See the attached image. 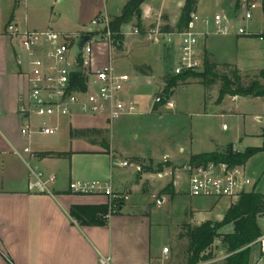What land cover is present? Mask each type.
<instances>
[{
    "label": "crops",
    "instance_id": "0c3cea01",
    "mask_svg": "<svg viewBox=\"0 0 264 264\" xmlns=\"http://www.w3.org/2000/svg\"><path fill=\"white\" fill-rule=\"evenodd\" d=\"M64 1L49 0V3H53L54 8ZM69 1L80 11V20L84 27L102 14V9L106 8L108 2ZM123 1L125 7L129 0ZM257 1L261 8V18L260 22L249 26V34H238L235 28L228 34L210 33L202 43L203 51L219 64V68L231 65L237 67L241 74L259 73L264 69V37L256 36L264 34V12L261 0ZM27 2L28 0H24L22 5L21 0H15V5L9 12L8 7L0 8V264H98L101 256L110 257L114 264H168L171 259L169 253L164 252L165 244L162 245L154 238L151 214L139 206L166 187L171 172L168 168L159 173L147 169L142 171L139 168L142 165L137 159L154 156L131 152L116 142L123 130L131 124L130 116L135 115L110 121L105 116L76 114L54 119L53 122L59 126L55 135L22 134L21 129L25 124L37 126L43 119L33 112H24L25 107L30 104V79L24 58L25 51L9 36L7 25L15 22L23 29H54L61 32H79L86 29L62 30V24L51 18L43 23L30 20L25 7ZM185 3L186 0H162L159 9L153 11L144 1L141 20L134 19L129 24L138 26L140 23L141 30L145 32L158 24L161 15L162 25L168 24L177 28ZM246 4L247 0H198L196 13L202 17L223 13L234 21L236 27V22L245 19ZM124 7L119 14L108 13L104 16H118ZM250 20H253V14ZM149 43L144 34L129 36L128 39L125 36L120 47L123 49L122 56L130 62L131 71L117 70L118 73L132 76L124 97L136 99L140 111L142 109L145 115L152 110L149 102L142 105L139 103L138 99L143 94L141 91L154 85L156 63L162 62L164 66V58L159 49L164 46L152 44L154 51L151 54L147 47ZM169 48L173 50L176 61V48ZM141 65L148 66L150 74L138 70ZM161 80L162 78L157 80V89L158 81ZM193 86L202 87L204 90V99L200 102L203 114H225L227 111L222 109V105L228 98L247 99L264 107L263 97L226 95L221 101L218 96L217 99L206 100L205 93L208 88L199 80H187L174 89L160 111L165 107L175 108L176 104L172 99L177 92ZM209 104L214 106L209 107ZM231 112L240 114L238 111ZM257 116L262 120L261 115ZM223 129H226V125ZM76 130L95 132L90 135H77L73 133ZM105 132L108 139L96 138L99 135L104 136ZM263 133L244 134L238 142L217 144L214 150L207 152L220 150L231 144L242 147L241 144L246 143L244 150L253 146L249 143H254L259 138L262 142L257 146H261ZM193 143L189 148L186 147L190 149L188 159L194 154L203 153L194 152L191 149ZM26 148H30V151L27 152ZM124 162L128 164L124 165ZM32 170H41L46 175L57 177L51 185L52 192L30 189ZM185 176L188 183L187 172ZM175 178V192L183 193L177 187L182 179L181 174L177 173ZM73 180H101L109 183L115 194L122 196L118 209L109 216L106 224L81 225L72 217L71 208L74 205H107L111 202V197L107 195L71 192L69 184ZM187 193L189 194V185ZM236 199L225 206L226 211Z\"/></svg>",
    "mask_w": 264,
    "mask_h": 264
},
{
    "label": "rangeland",
    "instance_id": "374dc122",
    "mask_svg": "<svg viewBox=\"0 0 264 264\" xmlns=\"http://www.w3.org/2000/svg\"><path fill=\"white\" fill-rule=\"evenodd\" d=\"M0 1V8L4 9L8 7V12L15 5V0ZM253 1L256 0H247V3ZM161 2L162 0H145V4L149 5L153 11L159 9ZM23 3L24 0H21L22 5H24ZM52 4L49 3V0H28L25 3V7L29 19L37 21V23H43L50 18L52 20L55 19L62 24V30L87 28L91 24V21H89L84 27V24L80 20L81 13L71 1L65 0L54 8ZM123 4H125L123 0H108L106 8L103 7L102 9L101 15L108 13L111 15L119 14L124 7ZM80 6H83L82 1ZM260 10V6L252 9L253 20H240L235 23L236 27L234 29L236 28L237 30L239 27H244L248 31L249 26L254 24V22H260ZM107 17L111 22L116 16ZM133 27L132 24L123 25L122 31L127 32ZM138 27L141 28L139 25ZM128 38L129 36H126V39ZM152 44L154 43L150 42L147 44L151 54L154 51ZM92 48L93 53L91 58L95 65L102 67L112 63L115 71H131L129 67L130 62L122 56L123 49L120 46L117 49H111L107 41H93ZM159 49L164 58L165 68L161 64L162 62L156 63L154 85L145 91H141L143 94L138 99L141 105L144 102L145 104L149 102L152 111L150 114L145 115L141 109L138 115L130 116L131 119L129 121H131V124L123 130L119 135L120 139H117L116 142L119 146L131 152H140L146 156H154L151 158L139 157L137 159V162L142 165V171L147 169L153 173H159L164 172L165 168H168L171 172L170 180L166 187L157 191L153 197H149L148 201L143 202L139 207L151 214L154 238L169 248L171 260H168L167 263L189 264V240L186 236L188 226L200 225L207 220L213 222L221 221L226 213L225 206L236 198L215 200L209 197H193L187 193L188 183L185 173L187 172V167L190 165L191 158L188 159L190 149L187 148L194 142L191 147L194 152H207L214 150L217 144L226 145L238 142L244 134L263 133L264 107H261L260 103L247 99L235 100L228 98L222 105V109L227 111L225 114H219V112L217 114H203L201 113L200 102L204 99V90H202V87L193 86L187 90H179L177 92L176 96L172 99L176 104L175 108L169 109L165 107L160 111L163 103H155V98L165 90L163 77L173 71L176 61L171 48L164 46L162 49ZM139 69L145 74H150L149 67L146 65L139 66ZM218 70L220 73H230L231 69L220 67ZM257 74L255 72L242 74L244 82L249 83L251 80H255ZM160 78L162 80L158 81L159 88L157 89L155 85ZM187 80L194 82L199 80V78L190 76L186 80L181 81V83L184 84ZM262 83L264 84V79H262ZM220 84L218 81L217 84L206 89V100L217 99V96L219 98L218 90ZM210 106L213 107L214 105L209 104ZM231 111H238L240 114H234ZM257 115H261L262 120H259ZM224 125H226V129H223ZM103 137L108 139L106 132L104 136H96L97 139H104ZM259 139L249 144L253 145V147L260 145L262 141L261 138ZM231 145H233L234 149H241L243 151L246 143L241 144L242 147L236 146L237 144ZM228 147L229 145L219 151L225 152ZM246 172L251 177L253 183H256V191L263 193L264 152H259L249 159L246 164ZM177 173H180L182 178L177 187L179 190L184 191L180 194H177L174 188ZM260 225L264 231V217L261 219ZM231 232H233V225H227L219 230V233L222 234ZM211 250L212 258L200 264H224L227 251L219 238L215 240ZM258 263L264 264V253L261 251L259 244H254L252 246L250 264Z\"/></svg>",
    "mask_w": 264,
    "mask_h": 264
},
{
    "label": "built area",
    "instance_id": "2783aa9c",
    "mask_svg": "<svg viewBox=\"0 0 264 264\" xmlns=\"http://www.w3.org/2000/svg\"><path fill=\"white\" fill-rule=\"evenodd\" d=\"M258 1L247 3L244 18H252V9ZM155 27L143 32L134 26L124 36L144 34L147 40L156 44L176 48L177 59L172 73L202 71L204 51L202 43L210 33L228 34L234 29V21L223 13L202 17L193 13L189 26L183 31H164L162 20ZM9 36L25 51V61L30 79V104L24 112H33L43 119L37 126L25 124L21 132L26 136L55 135L59 126L53 120L76 114L100 115L115 121L126 115H137L140 107L136 99L125 98L126 87L132 80L127 73H118L112 63L99 67L92 62L93 41H107L111 49H117L121 41L119 33L111 28L107 16L99 15L83 31L61 32L54 29L29 30L17 23L7 25ZM238 34H249L244 27ZM91 35L82 49L79 41L82 35ZM96 37V38H95ZM169 98L162 93L155 103H167ZM29 152L30 148H26ZM124 162V165H127ZM141 169V167H139ZM30 189L38 192H52L55 175H46L41 170H32ZM189 194L193 197L214 199L238 198L244 192L253 191L256 183L246 172L244 165L231 166L228 163L210 162L187 167ZM69 190L77 194H103L111 197L114 211L118 209L122 196L114 193L111 185L101 180H73ZM264 253V232L254 242ZM253 244V245H254ZM164 247V252L169 253ZM98 264H114L110 257L101 256Z\"/></svg>",
    "mask_w": 264,
    "mask_h": 264
},
{
    "label": "trees",
    "instance_id": "16d2710c",
    "mask_svg": "<svg viewBox=\"0 0 264 264\" xmlns=\"http://www.w3.org/2000/svg\"><path fill=\"white\" fill-rule=\"evenodd\" d=\"M145 0H129L122 13L111 21V28L119 34L116 36L119 41L124 39L121 34L123 25L129 24L134 19L141 20L142 5ZM264 12V0H261ZM198 0H186L181 20L177 28L168 24L161 25L164 31H183L189 26L192 14L196 12ZM140 25V23H138ZM264 37L262 35H256ZM121 46V45H119ZM219 64L204 51V68L202 71H187L181 74L172 72L165 75V90L167 98L173 94L174 89L188 77L199 78V82L209 88L219 81V101L226 95L252 96L264 98V69L257 75L255 80L249 83L244 82V76L237 67L224 65L223 68L231 69L230 73H220ZM165 101L163 102V104ZM95 130L73 131L77 135H90ZM261 146H249L243 151H238L229 145L227 151H212L194 154L190 158V164H208L210 162L228 163L231 166L246 165L251 157L259 152H264ZM114 202L107 205H74L71 208V215L81 225H104L108 222L109 216L114 212ZM264 215V193L254 189L242 193L231 203L221 221L207 220L200 225L188 226L186 236L189 240L188 251L189 264H200L212 258V246L216 239H220L227 251L224 264H250L252 246L262 235V228L259 220ZM227 225H233V232L219 233V230ZM212 264V263H210Z\"/></svg>",
    "mask_w": 264,
    "mask_h": 264
},
{
    "label": "water",
    "instance_id": "95a60500",
    "mask_svg": "<svg viewBox=\"0 0 264 264\" xmlns=\"http://www.w3.org/2000/svg\"><path fill=\"white\" fill-rule=\"evenodd\" d=\"M91 35L84 34L81 36L80 41H79V47L82 49L84 45L91 40ZM123 206L120 207V210H122Z\"/></svg>",
    "mask_w": 264,
    "mask_h": 264
}]
</instances>
